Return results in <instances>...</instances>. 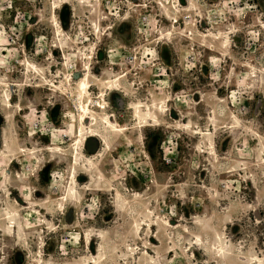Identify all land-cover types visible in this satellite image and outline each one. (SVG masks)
Listing matches in <instances>:
<instances>
[{
    "label": "rangeland",
    "instance_id": "374dc122",
    "mask_svg": "<svg viewBox=\"0 0 264 264\" xmlns=\"http://www.w3.org/2000/svg\"><path fill=\"white\" fill-rule=\"evenodd\" d=\"M0 264H264V0H0Z\"/></svg>",
    "mask_w": 264,
    "mask_h": 264
},
{
    "label": "bare ground",
    "instance_id": "6f19581e",
    "mask_svg": "<svg viewBox=\"0 0 264 264\" xmlns=\"http://www.w3.org/2000/svg\"><path fill=\"white\" fill-rule=\"evenodd\" d=\"M86 71V70H85ZM75 90V89H74ZM78 90H79V97L81 98V96L82 95H84V90H85V84H84V82L83 81H80L79 83H78ZM75 95V94H74ZM84 97V96H83ZM83 97H82V99H83ZM87 105H88V103H87ZM99 105V104H98ZM100 107H101V105H99ZM79 109H80V111L82 112V113H87V111H88V107H86V105H85V103H82V104H80V106H79ZM80 118V117H79ZM85 118H86V120H90V118H88L87 116H85ZM84 118V119H85ZM80 120V119H79ZM94 120V119H93ZM80 122V121H79ZM90 123H91V120H90ZM86 125V124H85ZM104 125L107 127V129L110 131H113L114 129V127H112V125H111V123L109 122V121H105L104 122ZM79 126V125H78ZM82 126H83V123H82ZM81 126V127H82ZM116 130V129H115ZM117 131V130H116ZM80 132V131H79ZM92 133V132H91ZM79 134V133H78ZM115 134V133H114ZM89 136H94V135H89ZM98 138H99V136H98ZM105 139V138H104ZM100 140H101V138H100ZM78 141H79V139H78ZM77 141V142H78ZM81 142V141H80ZM103 142H105V141H103ZM104 145H106V144H104ZM93 165V164H92ZM86 166V165H85ZM96 175H97V172H96ZM102 175V174H101ZM73 179V178H72ZM104 180V179H103ZM74 193V192H73ZM74 196V195H73Z\"/></svg>",
    "mask_w": 264,
    "mask_h": 264
},
{
    "label": "flooded vegetation",
    "instance_id": "af4514ba",
    "mask_svg": "<svg viewBox=\"0 0 264 264\" xmlns=\"http://www.w3.org/2000/svg\"><path fill=\"white\" fill-rule=\"evenodd\" d=\"M84 69V68H83ZM83 69H81V74L79 75V77H81V75L83 74ZM78 77V78H79ZM78 78H76V79H78ZM75 79V80H76ZM111 80H113V79H109L108 81H111ZM106 84H107V82H106ZM111 92H113V91H115L116 89H115V87L114 86H112L111 88H108ZM88 96H89V94H88ZM89 98H90V96H89ZM132 109V111H133V114L135 115L138 111H139V113L140 114H142V113H145V112H148V110H150L149 112H152V113H157V112H159L160 110L157 108V107H155V108H153V107H151V108H148V109H146V110H143V109H139L138 108V106H134V107H132L131 108Z\"/></svg>",
    "mask_w": 264,
    "mask_h": 264
}]
</instances>
